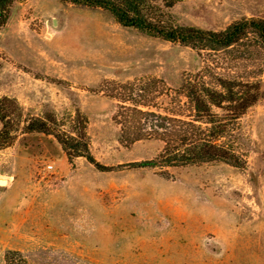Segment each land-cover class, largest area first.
Instances as JSON below:
<instances>
[{"label": "rangeland", "instance_id": "374dc122", "mask_svg": "<svg viewBox=\"0 0 264 264\" xmlns=\"http://www.w3.org/2000/svg\"><path fill=\"white\" fill-rule=\"evenodd\" d=\"M172 3L163 20L175 25L221 31L264 19V0ZM257 55L228 70L215 57L225 77L258 83L259 99L222 139L244 168L148 167L141 163H159L163 142L121 144L111 94L132 85L136 99L146 89L150 110L188 115L179 91L190 77L214 83L203 71L210 57L123 27L98 8L4 0L0 116L14 139L0 151V264L8 252L25 264H264V53ZM34 119L61 136L79 134L77 120H86L90 154L109 170L69 160L52 134L24 133Z\"/></svg>", "mask_w": 264, "mask_h": 264}, {"label": "trees", "instance_id": "16d2710c", "mask_svg": "<svg viewBox=\"0 0 264 264\" xmlns=\"http://www.w3.org/2000/svg\"><path fill=\"white\" fill-rule=\"evenodd\" d=\"M61 1L104 10L123 27L178 43L196 51L199 56L210 57L205 60L203 71L206 77L214 80V83L209 84L203 76L190 77L179 91V96L186 98L185 105L190 108L188 115L180 112L162 114L150 110L152 106L148 104L146 89L139 88L137 91V94H140L139 99H136L132 85L124 86L123 96L121 92H116L113 96L111 94V97L120 104L114 120L120 129L121 144L129 145L150 139L159 140L164 144L163 151L158 157L159 163L150 161L142 162L141 165L176 167L218 161L235 168H244L245 162L243 163L232 146L222 142V139L233 130L236 120L259 99L258 83L250 82L248 79L245 82L244 78L236 79L233 76L225 77V73L220 72L217 67L219 63L215 61V57L217 54L223 56L224 63L229 66L225 65L226 70L230 69L231 65L238 66L242 62L255 61L257 54L264 53V19H241L232 22L221 31H210L164 21L163 19L170 15L168 9L172 7L173 0L168 4H159L164 0ZM3 2L4 0H0V4ZM2 101L12 103L19 109L17 103L9 98H3ZM180 105L184 106L181 102L178 106ZM217 109L223 114L217 113ZM0 122L1 151L9 147L14 138L9 132V122H5L2 116ZM77 127L79 134L61 136L51 130L43 120L34 119L27 122L23 132L52 134L61 144L69 160L83 157L98 170L108 171V167L97 164L90 154L85 132L86 120H77ZM78 137L82 143L75 145L73 142ZM9 255L13 256V259H10ZM16 256L18 260H15ZM6 258V264H25L19 252H8Z\"/></svg>", "mask_w": 264, "mask_h": 264}, {"label": "built area", "instance_id": "2783aa9c", "mask_svg": "<svg viewBox=\"0 0 264 264\" xmlns=\"http://www.w3.org/2000/svg\"><path fill=\"white\" fill-rule=\"evenodd\" d=\"M52 168V166H50V165H48L47 167H46V169L48 170V169H51Z\"/></svg>", "mask_w": 264, "mask_h": 264}]
</instances>
